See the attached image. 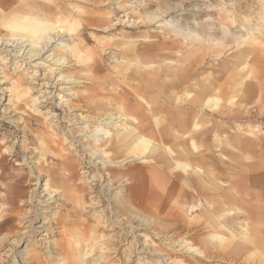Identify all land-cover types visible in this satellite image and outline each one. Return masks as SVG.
Returning a JSON list of instances; mask_svg holds the SVG:
<instances>
[{
	"label": "bare ground",
	"instance_id": "obj_1",
	"mask_svg": "<svg viewBox=\"0 0 264 264\" xmlns=\"http://www.w3.org/2000/svg\"><path fill=\"white\" fill-rule=\"evenodd\" d=\"M250 1L257 6L253 17L237 12L238 7L234 5L239 4V0H231L228 8L225 3L219 5L216 27L221 32L217 34L213 26L215 24H206L207 19L203 21V30L198 32L176 18L165 21L157 14L159 10L148 12V21L143 23V0L134 4H130L128 0H0L1 118L21 134L20 140L16 139L19 148L23 147L32 133V139L34 138L37 144V148L27 151L28 155L24 161L30 171L33 196L28 200H21L23 205H27V210L21 215L25 228L20 236L25 237L23 240L32 238L34 244L38 243L39 247H43V254L49 264H54L51 261L57 260L64 252L70 257L66 260H71L74 264H82L84 259L91 258L94 253L97 256L91 264H106L105 255L108 254H116V261L121 264H191L190 258L197 261V264L196 259L205 262L219 259L215 261L226 264H234L237 261L240 264H264V231L253 226L264 225L263 200L256 201V206H251L249 210L241 211L240 208L233 207L234 212L242 215L228 221L234 212L223 209L226 205L224 201L228 198L226 195L229 198L239 196V186L228 187L218 178L215 170L206 164L207 160L199 153L192 137L191 130H198L201 126L198 115H202L203 109L210 104L216 106L219 103L217 96L221 95L222 87L213 85L209 80L208 83L204 81L202 84H193L194 89H199L197 96L190 101V106L195 110L194 114L192 110L182 109V114L178 117L174 108L167 102L175 100L180 94L179 90H186V95L192 96V84H188V80L191 73H194L193 63L189 62L186 66H168L170 75H167L166 79H170L172 83L167 84L161 83L157 75L160 66L152 67L154 62L161 61L173 49L169 37H177L186 47L191 41L224 46V54L229 52V55H238L231 65L240 71L233 73L234 70L228 67L224 74L241 75V83L234 87L246 93L241 99L245 100L258 92L259 100L264 103V94L260 95L262 91L254 84L247 83L251 73L247 65L250 54H256L258 50L257 54L264 61V0ZM99 3L106 8H116L124 16L114 19L115 16L110 14L106 15L107 19L102 20L93 17L102 13L84 9L85 6L91 7ZM166 10L171 12V9ZM208 17L211 16L206 15V18ZM239 20L241 23L238 24ZM143 24L150 27L157 25L161 31L152 35L140 34L137 38L141 41L134 46L124 43L126 39L132 41V37L123 32L117 34L119 41L110 42L90 34L97 44L94 48L104 53L111 50L110 53L116 58L114 70H119L120 73L116 72L114 75L115 82L110 80L102 67L96 63L94 50H90L86 45L78 46L76 43L78 30L82 28L110 34L118 27L128 29L138 25L142 28ZM143 38L147 39L146 42H143ZM228 39H231L233 45L228 43ZM240 45L251 48L235 53ZM143 52L150 53L151 57L145 58L144 56L149 54ZM222 53L214 52L209 57L223 56ZM119 60L123 62L120 63ZM203 61L202 59L199 65H202ZM78 69L79 71H76ZM81 71L84 72V77H78ZM79 84L91 85L90 94L88 91L78 90ZM110 85H113V88L108 89ZM51 88L57 89L58 93H53ZM151 93V102L145 100ZM22 117H29L30 123H26ZM51 119L72 128L68 131L71 141L76 145V149H83L82 155L79 156L80 164L84 166L81 176L74 172L68 158L69 153L62 155L57 152L60 144L54 141L56 138L50 140V137L42 136L45 122ZM33 122L37 125L34 130L31 128ZM50 125L48 129L54 134L53 128L57 124L51 122ZM176 125L184 129L189 127L188 132H178V128H174ZM61 137L62 142H65L66 138ZM214 140L216 148H220L222 140L216 135ZM170 142L173 144H167ZM260 143L261 140L257 139L259 148ZM73 144L69 145L68 149H71ZM241 146L246 149L248 144ZM45 155L54 160L59 168L41 170V161L47 162ZM219 157V163L224 165L223 156ZM238 161L235 158L230 165H225L228 172H233V167L237 166ZM138 164H143L144 167L141 168ZM261 166L264 167V162ZM177 171L179 174H176ZM56 179L58 188L53 185ZM131 179L135 186L127 190L136 193L138 188L143 187V193H151L157 204H161L159 199L162 196H167L166 200L171 198L173 202L177 199L185 200L190 196L193 200L191 209L200 211L204 217L203 229L208 231L207 239L200 240L204 251L194 246L193 241L188 240L186 235L176 237L173 233L167 234L153 229L155 222L145 220L141 216H117L114 219L117 222L112 224L114 230L108 229V235L99 233L98 229L110 221V218H106V209L108 215H111L116 210H128L132 205L141 203L137 199L132 200V197L126 200L124 191L120 189L124 181L129 182ZM175 180L180 183L178 187ZM262 181L246 179L242 183L248 186L264 185ZM98 188L103 194L101 199L96 197ZM183 188L191 193L188 194ZM207 192H211L217 199L218 205H215V208H212L204 197ZM61 203L70 207L62 217L59 213ZM30 204H33L32 208H29ZM211 208L215 213H212ZM84 211L90 214L87 226L83 227L79 236L77 235V239L81 241H71L73 244L68 247L60 245V254L53 255L54 252L52 253L50 248L54 240L51 239L55 236L66 237L72 230L71 212L77 218L84 219L82 222L85 223V218L82 217ZM76 232L78 234V231ZM23 245L24 242L18 240L10 242L14 254L7 264H26L27 257L29 261H36L37 256L30 254L27 245L17 251ZM243 253L249 258L238 257L241 254L244 256ZM57 264H66V261Z\"/></svg>",
	"mask_w": 264,
	"mask_h": 264
},
{
	"label": "rangeland",
	"instance_id": "obj_2",
	"mask_svg": "<svg viewBox=\"0 0 264 264\" xmlns=\"http://www.w3.org/2000/svg\"><path fill=\"white\" fill-rule=\"evenodd\" d=\"M99 1H103V0H99ZM129 1L131 2L130 4H134L138 0H128V2ZM221 4H224L225 7L227 6L226 8H228L231 4V0H143V23L148 21L146 19V17L148 16L147 15L148 12H155L156 10H159V13L157 14L160 16V18L164 19L165 21H168L170 18L173 17L174 19L176 18V20L182 21V24L191 26L194 30L198 32L203 30V27L205 26V23H203V21L207 19L206 24H210V25L215 24L213 26L216 29V33L220 34L221 31H219V29L217 28L218 27V16L216 15V13L218 10V6ZM255 5L256 4H254L250 0H239V4L237 3L234 6L238 7L237 12L238 13L240 12L239 14L247 16V17L251 15V17H253L257 9V6ZM82 6L84 8V5ZM84 9L85 10L91 9L94 12H98V13L100 12L99 14L102 13L101 15L93 16L97 19H102V20L107 19L110 14H113V16H115L114 19H121L124 16V14L119 12L116 8H113V9L106 8V7H103L101 3L95 6H91V7L85 6ZM166 9H171V12H167ZM206 15H210L211 19L209 17H208L209 19L206 18ZM239 23H241L240 20L238 24ZM160 31L161 29H159L157 25L150 27L144 24L142 28H140L138 25H134V27L128 28V29H124L123 27H118L116 31H113L110 34L96 33L90 30V28H85V29L82 28L81 30H78L79 36H78L76 43L79 44L78 46L84 47L86 45L90 50H94V58L96 60V63L102 67L103 72L106 74V76L110 80H113L115 82L116 77L114 75H116V72L117 73L119 72V70L118 71L114 70V66L116 64L115 63L116 58L114 57L113 54L110 53L111 50L109 51L106 50V53H104L101 50L94 48L95 46H97V44L92 39L90 34H94V36H98V38L101 37L100 39H106L107 42L108 41L110 42L112 40H118L117 34L119 32H123L132 37V41H129L126 39L124 43H126L127 46H130V45L134 46L137 44V42L141 41V39L137 38V36H139L140 34L143 33V34L152 35L154 34V32L157 33ZM168 39L171 42L173 49H171V52H169L168 55H165V57H163L161 61L154 62L153 63L154 65H152V67L158 65L161 68L159 71V74H157L159 76L160 82L161 83L163 82L165 84L172 83L170 82V79L169 80L166 79L167 75H170V71L167 70L168 66L172 67V66L181 65V64H183V66H186V64H188L189 62H192L193 68H194V73L193 72L191 73V76L188 80V84L190 83L192 84L191 92H192V96L194 97L192 96L188 97L185 93L186 90L181 92V90L178 89L180 91V94L178 95V97L175 98V100L173 99L172 101L167 102L170 106L174 108V110L176 111V115L178 117L181 116L182 109H185V110L189 109V111L192 110L194 114L195 110L192 109V107L190 106V101L192 100L191 98H195V95L198 93L199 89L197 88L194 89L193 84L195 83L202 84L204 81L208 83L207 81L209 80L210 82H212L213 85L217 84L222 87L220 91L221 95L217 96L219 103L216 106L210 104L208 107H205L203 109L204 110V113H202L203 117L202 115H198L197 117L199 118L198 122L200 123L201 126L199 127L198 130H195V131L191 130V132H192V137L194 139V142L199 149V153H201L204 156V159L207 160L206 164L211 166V169L215 170L218 178L222 182L227 184L228 187L229 186L232 187L233 185L239 186L238 187L239 196H236L235 198H229V196L226 195V197L228 198H226L224 201L226 205L225 207H223V209L233 210L234 212V208H238V209L240 208L241 211H244L245 209L249 210L251 206H256L255 204L256 201L263 200L262 201L263 203L264 202V199H263L264 198V185L256 184L255 186L254 184V185L248 186V185H243L242 182L245 181L246 179L247 180L248 179H251V180L260 179L261 181L264 179V167L261 166L264 162V103H261V101L259 100L258 92H255L254 95L252 94L251 96L247 97L245 100L241 99V96L242 95L246 96V93H243L241 89L234 88L237 84L241 83L240 82L241 75L233 76V74H229V73L224 74L226 71V68L228 67L234 70L232 71L233 73L236 71H240L239 68L231 65V63L235 62L236 57H238V55H232V54L229 55L228 54L229 52L224 54L226 50L223 48L224 46L222 47L221 46H211V45L206 44L205 42L200 43V42L191 41L190 45L188 46L189 48H188L177 37H172V38L169 37ZM146 40L147 39L143 38V42H146ZM228 43L233 45L231 42V39H228ZM249 48L251 47L240 45L237 48V51H235L234 49L233 51H235L236 53V52H241L243 49H249ZM208 49H210V51ZM219 51L223 52L222 53L223 56L220 55L219 57H212V58L209 57L213 55L214 52H219ZM257 51L258 50H256V54H250L251 56L248 59L247 65L251 73H250V78L247 80V83L248 85L254 84L256 87H258V89L262 91V94L260 95L263 96L264 94V61H262L260 55L257 54L258 53ZM143 53L149 54V56H144L145 58L151 57L150 53H147V52H143ZM190 53L192 54L191 56H189ZM45 57L46 55L43 57V59ZM202 59L204 60L203 64L199 65V63L202 62ZM118 62L122 63L123 61L119 60ZM8 66H9V62H8ZM25 68H28V67L26 66ZM76 71H79V69ZM151 76L153 77V75ZM78 77H84V72L81 71ZM173 81H176V80H173ZM112 86L110 85L108 89L113 88ZM186 87H188V85H186ZM59 88L60 87H58L57 89L59 90ZM90 88H91V85L89 84H79L77 89L81 91L85 90L84 92L88 91V93L90 94V91H89ZM57 89H53L52 90L53 93H55L56 91L58 93ZM57 93L55 95H57ZM152 94L153 93L145 97V100L151 102ZM54 101L55 103H57L56 99ZM154 103H157V102H154ZM217 113H220V114H217ZM21 119L25 120L26 123H30L29 117L28 118L22 117ZM182 120L183 119H180V121ZM51 122H53L55 125L57 124L56 127L53 128L54 134L51 133L52 131L50 129H48L50 128L49 126H51L50 125ZM55 122H56V119L54 120L51 119L50 121L48 120L45 122V127H43L42 136L50 137L51 138L50 140H54L55 138L58 140V141L56 139L54 140L60 144V146L57 147L58 148L57 152L61 153L62 155L69 153L70 156L68 155V158L71 160V164L74 167V172L77 175L81 176L80 175L81 170L82 168H84V166L80 164L79 156L82 155L83 149L82 148L76 149V145L73 144V142L71 141L70 139L71 135L68 132L70 129H72L71 127L67 128L68 125L59 124ZM36 126H37L36 123L33 122L31 128L34 130ZM174 128L175 129L178 128L177 129L178 132H188L189 127L184 129L183 127H178L176 125V127ZM239 134L241 137L239 136ZM20 135L21 134L15 131L13 127L5 123V120L1 118V114H0V219H1L0 220V264H7V261L11 260V257L13 258L14 250L10 248V242L13 240H18V242H21V243L24 242V245L21 248H18L17 251H21L23 247L27 245V249L30 251V254H35L37 256V259H35L36 261H29L27 257V259H25L26 264H47L48 262L46 261L45 255L43 254L44 252V250L42 249L43 247L42 248L39 247L38 243L34 244L31 241L32 238L29 240L28 239L23 240V238L25 237L20 236L21 232H23L24 230L23 228H25V226L22 225L23 223L21 220V215H23L27 210V205H23L21 203V200H25V199L28 200V198L30 199V197L33 196V194L31 193L32 179L29 174L30 171L28 167L24 164L25 163L24 161L28 155L27 153L30 152V150L35 149V147L37 148V144H35L36 141L34 140V138L32 139V136L34 137V133H32L29 137H27V140L25 144L23 145V147L21 146V148H19V145L16 144V139H18L19 141ZM215 135L216 137L218 136V138L222 140L220 148H216V145L214 143ZM61 136H63L64 139L66 138L65 142H62ZM255 137H257L256 140L254 139ZM242 138H244V140ZM257 139L261 140L260 148L258 146L259 143L257 144ZM240 140L245 143H242ZM226 141H228L227 142L229 143L228 145ZM72 144L73 146L71 147V149L73 150L68 149L69 145H72ZM167 144L172 145L173 143L170 142ZM242 144L244 145L248 144L246 149L242 148L243 147L241 146ZM72 153H75V154H72ZM220 155L223 156L222 161L224 162V165L219 163V159L221 158L219 157ZM45 156H46L45 159H47V162L44 163L43 161H41L42 163L39 166L41 170L49 171V170H54L56 168H59V166H56V163L54 160H52L48 155H45ZM235 158L239 160L238 161L239 163H236L237 166L233 167V172H228L229 170L225 167V165H230ZM138 166L141 168L144 167L143 164L142 165L138 164ZM177 173L178 171L176 172V174ZM12 177H16L22 181L20 184L16 185V186H19L18 191H21L20 187H22V190H23V193L20 195L21 197L19 195H18L19 198L16 197L18 201L17 199L10 200L12 192H13L10 186L14 181L12 180ZM244 177H246V179ZM175 182L177 183V187H178L180 183L177 182L176 180ZM262 182H264V180ZM133 184H134V181L132 179L129 180V182L124 181L120 185L121 188L120 187L119 188L122 190V192L124 191L123 194L125 195L126 200H129L132 197L131 198L132 200L137 199L138 202L140 201L141 203H138L137 205L135 204L132 205V207L129 208L130 210L129 209L128 210L127 209L116 210L115 212H112L111 215H108V210L106 209V218H110L111 222L107 221L102 226V228H99L98 229L99 233L102 232L103 234L106 233L105 235H108L109 234L107 232L108 229L114 230L115 228H113L112 224L114 222H117L116 220H114L115 217L117 216H125V217L128 215H133L134 217L141 216V218L145 220H153L155 222V225L157 227L154 225L153 229L156 228L155 230L162 231L167 234L173 233L176 237H181V236L186 235L188 240L193 241L194 246L196 247L198 246L200 250L204 251V247L202 243L200 242V240L207 239L206 235L208 231L203 229L204 217H202L203 215L200 214V211L191 209L193 205V200L190 199V196L187 197L185 200L177 199L175 202H173L171 198L166 200L167 196H162L159 199L161 204H157L153 200L151 193H147V192L143 193V187L138 188L139 192L138 191H136V193L134 191L131 192L130 189L133 188V186H135ZM53 185L56 188L59 187L57 179L54 180ZM128 188L130 189L127 190ZM183 189L186 190L188 194L191 193L188 189L186 188H183ZM96 192H97L96 197L101 199L103 194L99 191V188L97 189ZM115 192H118V191H115ZM252 195H253V199L255 200V202L254 200L252 201ZM204 197H206L209 205L212 208H215V205H218V203H216L217 199L214 198L211 192L205 193ZM243 200H244V203H243ZM30 205L31 206H29V208L30 207L32 208L33 204H30ZM63 205L64 204L61 203V208L59 210L61 217L63 216L65 211L70 209V207H68L67 205H64V206ZM240 205H243V206H240ZM212 208L210 210L212 211V213H215V211ZM87 212L88 211H84L82 213L84 215L82 217L85 218V223L82 222L84 219L82 220V219L77 218L71 212V218H72L71 222H72L73 228L67 233L68 235H66V237L55 236L53 237V239H51L52 241L54 240L50 248L51 252L52 253L54 252L53 255L58 256L60 254L59 248L62 245L64 247H68L74 243V240L75 242H77L78 240L81 241L80 239H77V235L79 236L80 231H82L83 227L87 226L88 224L87 218L90 212L88 214ZM97 212H99V210H97ZM234 215L230 216L227 220L230 221L236 217H240L242 214L234 212ZM253 226L255 229L256 228L258 229L259 227L260 231H264L263 229L264 225L262 226L253 225ZM261 227L263 230L261 229ZM76 231H78V234ZM223 233L226 234L225 232ZM46 246L49 247V244H47ZM121 251H119V253H121ZM234 252L231 253L232 256ZM4 253L6 254L4 255ZM63 254L59 255L57 260L55 259L56 262L55 261H51V262L54 264H57L59 262L65 263L66 261V264H69V263L74 264L71 260H66V259H70V257L66 254V252H64ZM223 254L225 255V253ZM243 255L244 256H242L241 254L238 257L241 256L242 258H245L247 256L246 253H243ZM96 256L97 255L94 253V255L91 256L92 259L88 257L83 260L84 262L82 264H86V263L91 264L93 259ZM105 256L104 257L106 260L105 262L106 264H113V263L121 264L120 261L119 262L116 261L118 259V257H115L116 254L114 255L108 254ZM238 257H236V259H238ZM60 258L62 261L60 260ZM246 258H249V257H246ZM190 259H191V264H197V261L195 262L193 261L192 258ZM195 259L196 258H194V260ZM196 260H198V264H226V263H221L219 261L218 262L215 261L219 259H214L212 262H205L199 259H196ZM75 264H80V263L77 262ZM234 264H240V262L237 261Z\"/></svg>",
	"mask_w": 264,
	"mask_h": 264
},
{
	"label": "crops",
	"instance_id": "obj_3",
	"mask_svg": "<svg viewBox=\"0 0 264 264\" xmlns=\"http://www.w3.org/2000/svg\"><path fill=\"white\" fill-rule=\"evenodd\" d=\"M16 177H12V180L13 183L11 184L10 188L12 189V195H11V199L10 200H15L16 197H18V195L20 196L22 193H23V190H22V187L21 188V191H18L19 189V186H16L17 184H20L22 181Z\"/></svg>",
	"mask_w": 264,
	"mask_h": 264
}]
</instances>
